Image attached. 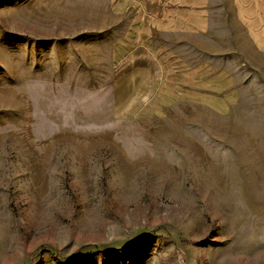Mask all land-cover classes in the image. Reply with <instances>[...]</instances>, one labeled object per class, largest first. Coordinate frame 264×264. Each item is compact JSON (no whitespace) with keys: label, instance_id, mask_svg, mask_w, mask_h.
Masks as SVG:
<instances>
[{"label":"rangeland","instance_id":"1","mask_svg":"<svg viewBox=\"0 0 264 264\" xmlns=\"http://www.w3.org/2000/svg\"><path fill=\"white\" fill-rule=\"evenodd\" d=\"M133 12L0 0V264H264V63L187 101Z\"/></svg>","mask_w":264,"mask_h":264},{"label":"crops","instance_id":"2","mask_svg":"<svg viewBox=\"0 0 264 264\" xmlns=\"http://www.w3.org/2000/svg\"><path fill=\"white\" fill-rule=\"evenodd\" d=\"M127 1L135 43L168 47L187 101L209 107L205 100L215 99L229 107L240 91V60L255 69L264 63V0ZM234 61L237 71L229 66Z\"/></svg>","mask_w":264,"mask_h":264}]
</instances>
